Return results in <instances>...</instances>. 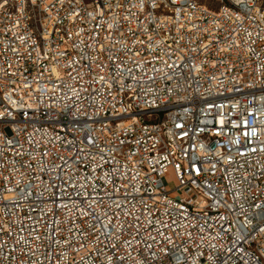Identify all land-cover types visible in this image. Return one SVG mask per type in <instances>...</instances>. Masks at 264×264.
Segmentation results:
<instances>
[{
    "label": "built area",
    "instance_id": "obj_1",
    "mask_svg": "<svg viewBox=\"0 0 264 264\" xmlns=\"http://www.w3.org/2000/svg\"><path fill=\"white\" fill-rule=\"evenodd\" d=\"M0 264H264V0H0Z\"/></svg>",
    "mask_w": 264,
    "mask_h": 264
},
{
    "label": "rangeland",
    "instance_id": "obj_2",
    "mask_svg": "<svg viewBox=\"0 0 264 264\" xmlns=\"http://www.w3.org/2000/svg\"><path fill=\"white\" fill-rule=\"evenodd\" d=\"M165 183L167 185V187L171 190H174L178 183L176 181V178L174 176L173 170L170 169L169 172L167 173V176L165 177ZM177 194L174 192L172 193V196H176Z\"/></svg>",
    "mask_w": 264,
    "mask_h": 264
}]
</instances>
